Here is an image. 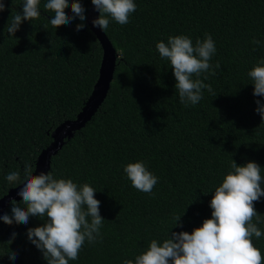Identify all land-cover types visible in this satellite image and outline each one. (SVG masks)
Returning a JSON list of instances; mask_svg holds the SVG:
<instances>
[{
	"label": "trees",
	"instance_id": "trees-1",
	"mask_svg": "<svg viewBox=\"0 0 264 264\" xmlns=\"http://www.w3.org/2000/svg\"><path fill=\"white\" fill-rule=\"evenodd\" d=\"M91 0H0V198L97 80ZM108 93L0 217V264H264V0H104Z\"/></svg>",
	"mask_w": 264,
	"mask_h": 264
},
{
	"label": "water",
	"instance_id": "water-1",
	"mask_svg": "<svg viewBox=\"0 0 264 264\" xmlns=\"http://www.w3.org/2000/svg\"><path fill=\"white\" fill-rule=\"evenodd\" d=\"M103 1L91 0L86 18V24L98 38L102 47L99 73L93 89L75 119L62 122L52 131L51 136L53 140L38 155L34 171L30 177L16 188L10 189L6 195L0 198V217L3 215L4 209L11 199H20L29 196L34 187L45 179L50 167L51 156L62 147L65 138H70L75 130L81 128L90 119L108 93L118 53L99 23V12Z\"/></svg>",
	"mask_w": 264,
	"mask_h": 264
}]
</instances>
